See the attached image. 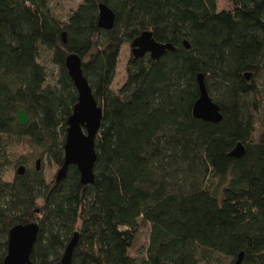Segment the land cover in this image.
Listing matches in <instances>:
<instances>
[{
	"label": "trees",
	"instance_id": "obj_1",
	"mask_svg": "<svg viewBox=\"0 0 264 264\" xmlns=\"http://www.w3.org/2000/svg\"><path fill=\"white\" fill-rule=\"evenodd\" d=\"M225 1L219 11L217 0H84L63 20L52 0H0V264L11 230L33 223V264H61L75 234L72 264H235L242 253V264H264V0ZM100 5L116 15L110 31L99 27ZM146 31L174 51L132 55L114 91L123 47ZM72 54L103 110L94 183L76 166L60 182L36 167L4 181L21 142L64 165L78 102ZM199 74L218 124L193 115ZM240 143L245 155L231 157ZM145 226L148 246L134 255Z\"/></svg>",
	"mask_w": 264,
	"mask_h": 264
},
{
	"label": "water",
	"instance_id": "obj_2",
	"mask_svg": "<svg viewBox=\"0 0 264 264\" xmlns=\"http://www.w3.org/2000/svg\"><path fill=\"white\" fill-rule=\"evenodd\" d=\"M116 20L115 13L106 5L99 7V27L110 31L114 28ZM66 42V35H63ZM187 48L189 45L185 44ZM132 55L134 58H143L150 54L155 61L159 60L167 51H174L172 45L158 43L150 31L144 32L132 44ZM82 59L75 54L66 59V68L69 76L78 92V102L73 109V114L68 120L67 138L65 143V161L59 169L56 179L62 181L71 166H76L81 174V182L84 185L93 184L95 181L94 167L97 160L96 137L100 130L103 110L98 105L92 92V88L84 75ZM246 78L250 80L251 76ZM197 81L200 89V97L193 108V115L196 119L218 124L223 120L219 106L213 102L209 95L205 77L199 74ZM19 123L26 126L29 117L24 112H19ZM245 147L240 143L230 154L233 158H242L245 155ZM42 160L36 161L37 171L41 170ZM26 167L21 166L17 170L19 176H23ZM38 224L19 225L13 228L9 234L8 255L5 264H33L32 254L39 235ZM79 242V234H75L72 241L66 248L61 264H72V258ZM244 253L240 254L235 264H242Z\"/></svg>",
	"mask_w": 264,
	"mask_h": 264
},
{
	"label": "rangeland",
	"instance_id": "obj_3",
	"mask_svg": "<svg viewBox=\"0 0 264 264\" xmlns=\"http://www.w3.org/2000/svg\"><path fill=\"white\" fill-rule=\"evenodd\" d=\"M84 0H52L51 8L54 14L63 20H66L69 14L77 8L79 4H81ZM218 3V10L223 11L231 7L230 3L226 2L225 0H217ZM132 57V48L131 44H126L121 52V56L118 63V69L115 81L113 83L112 89L114 91H118L126 82L127 73H126V66L128 60ZM42 63L47 67L49 72V82L54 83L55 78L57 76V68L53 65L51 60V54L47 51H42L41 56ZM262 130L259 123L257 125V133ZM258 135V134H257ZM42 149H33L28 143L21 142L18 143L13 149H11V157L12 160L11 167L7 170L4 174V181L11 182L14 180V177L17 174L18 168L22 165L17 164L19 160H27V157L31 159V162H28L29 165H24L27 168L34 169L36 167V161L38 159L42 160L41 169L44 172L45 178L48 182H51L57 176L59 168L57 165L52 161L49 160L47 155L40 157L42 153ZM149 235H150V227L145 226L138 238L136 248L133 252L134 255H137L140 251L145 250L149 243Z\"/></svg>",
	"mask_w": 264,
	"mask_h": 264
}]
</instances>
